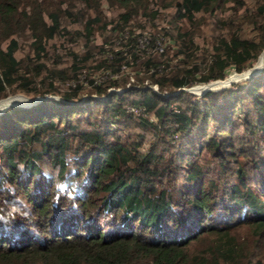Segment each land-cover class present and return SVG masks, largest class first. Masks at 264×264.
Returning a JSON list of instances; mask_svg holds the SVG:
<instances>
[{"label":"trees","instance_id":"trees-1","mask_svg":"<svg viewBox=\"0 0 264 264\" xmlns=\"http://www.w3.org/2000/svg\"><path fill=\"white\" fill-rule=\"evenodd\" d=\"M78 1L99 10L93 0ZM108 1L119 8L110 23L114 38L94 43L99 12L81 11L73 32L84 37L85 48L70 52L63 69L47 65L45 42L60 32L71 35L61 21L75 16L77 1L0 0V95L18 85L42 96L27 105L17 95L18 103L0 109V178L31 209L10 230L0 226V264H264V64L224 87L199 94L183 88L241 71L258 58L264 0L251 7L242 0H171L177 19L205 12L214 28L205 51L189 31H178L171 56L139 45L147 25L135 14L155 16L157 7L148 0ZM244 22L252 30L244 31ZM148 31L152 42L157 32L168 33ZM25 35L33 53L23 58ZM95 48L102 57H93ZM126 67L141 70L134 80L147 77L157 89L126 83L129 75L97 78ZM80 73L95 95L82 93V82L63 89L53 83ZM129 124L135 129L122 131ZM69 156L81 182L78 209L63 199L53 207L52 181L42 175L58 169L62 179ZM7 199L0 193V206ZM105 209L114 219L102 225Z\"/></svg>","mask_w":264,"mask_h":264},{"label":"rangeland","instance_id":"rangeland-1","mask_svg":"<svg viewBox=\"0 0 264 264\" xmlns=\"http://www.w3.org/2000/svg\"><path fill=\"white\" fill-rule=\"evenodd\" d=\"M76 8L75 10H78V12L75 14L74 17H67L62 19V24L65 25V27L71 32V35H67L63 32L57 33L55 34V36L53 38L48 39L45 43V51L46 54L43 56V59L46 61L48 66H53L55 65V67H61L63 69H67L70 66V62L72 60V56L70 54V52H77L79 54H81L84 51V45H83V36H78L76 35V33H74V29L80 28L81 24L78 22L77 18L80 14L81 11L85 12V15L88 13L91 14H95V12H99L98 15L99 16V20L95 23L94 27V34H93V42L94 43H101L103 41L104 36L108 39H113L114 38V33L112 32V30L110 29L111 27V22L114 20V18L116 17L117 11H118V7L115 5L116 3L110 4L108 0H93L90 2V4H94L96 5L97 9L99 10H93V8L91 7H87L85 6L83 1H78L76 0ZM244 2L245 6L251 7L253 5H255L256 1L255 0H242ZM52 2V0H51ZM149 3V7H157L158 8V13L155 14V16H146L145 18H143L142 16L139 15V13H136L135 10L134 12L136 13L135 15L138 17L137 20L144 22L147 25V29L143 30V35L140 36L138 39L142 40V42L139 41V45L140 47H144L146 50L145 51H149L150 47L156 48L154 46L155 44V40L152 42L150 40V32L148 31V28L150 27L151 31L158 29V28H165L166 31H168V35L163 33L162 31L157 32V34H155L154 36L156 38H158L157 40H159L160 42H162L163 45V49L167 50L168 53H166L167 55L171 56V54H174V51L176 50V45H178L177 39H178V31L182 32L184 30L189 31V33L196 39L199 41V43H202V47L204 48H200V49H207L210 45L208 39H209V34L213 31V26H211L212 24L210 23V17L207 15V13L205 12H201V13H196L195 16L191 19V20H187V19H177L174 15H173V7L171 5V0H148ZM230 3H234V2H230ZM45 6H47V4H45ZM138 10V9H137ZM227 11H231L232 14L234 15V12L232 11V9L229 7L227 9ZM226 11V12H227ZM236 21V20H235ZM105 22L106 25L105 26H101V24ZM234 24H238V21L233 22ZM245 24H243L242 28L244 31H250L252 30V27L250 24H247L246 22H244ZM139 30V29H138ZM155 38V39H156ZM31 37L30 36H26L23 38V58H25V53L27 51H30V53H33V49L32 46L30 45V41H31ZM105 42V41H104ZM152 42V45H151ZM119 42L117 39L114 40V46L118 45ZM204 45V46H203ZM98 48H95L93 50V57H102V53H99ZM157 49V48H156ZM158 50V49H157ZM176 53V52H175ZM16 55H21V50H18L16 52ZM260 57L263 58V60H259ZM91 59L88 60V62ZM255 60V59H254ZM252 61L251 64H249L248 66H246L244 69H246L247 67H249L250 65H252L251 67H253V65L256 63V67L257 66H261L264 63V53L260 52L258 58L255 61ZM94 60L90 61V63H92ZM161 66V65H160ZM107 71V70H106ZM237 72L235 70L229 72L226 76ZM101 73H99V75L97 76V78H100V80L102 81H107L108 78L111 77H117L121 78L125 77L126 75H129L126 81V83H129V81H133L135 75L138 76H142L144 75L142 73L141 70H138L135 67H126L125 69H121L120 71H118V73L116 74H112L109 71L102 73V75H100ZM127 77V76H126ZM233 80H236L234 82H238L241 81L243 79H239V75H235L232 77ZM239 79V80H238ZM135 81V80H134ZM76 82H82L83 83V88H82V93H89L90 95H95V90H93V87L91 85H89V83L86 81L85 78V74L84 73H80L77 77H75L74 79H68L66 81H62L61 78H56V80H54V84H56L58 86V89H63L67 84H71L74 85ZM136 83H146L149 84L152 88L157 89V85L156 83H149L147 77H144L142 81H135ZM200 84H203V82H196L191 84L195 85L192 87L193 90L195 91H191L194 93L199 94L201 91L200 88L204 87V85H202L200 88ZM188 87V86H187ZM9 88V87H8ZM107 90H112V89H119V87H115L113 85L111 86H106ZM212 89H216V88H212ZM187 90V89H186ZM190 91V90H188ZM198 91V92H196ZM48 95L51 96H57V93H47ZM23 96L25 103L29 100V98L35 97V96H41L40 94H35L33 92H25L23 90H21V88L18 85L15 86H11L7 92L3 95H0V103H6V102H14L12 99L14 96ZM105 94H103L104 96ZM10 103V104H12ZM28 105V104H27ZM138 106V105H136ZM5 107L2 106L0 107L3 108ZM133 106H131L130 104H127V108H130L134 111V109L132 108ZM135 107V106H134ZM139 107V106H138ZM134 112H140V114H144L146 116H148L151 119H155V115L151 112H144L142 110V107H139V110H135ZM130 129H135L133 127V125L129 124V125H125L122 128V131L126 132L127 130ZM69 153V152H68ZM19 197H21L23 200H25L23 198V195H18ZM245 227H241L240 231L238 232L239 235L241 236H245L246 232L244 231ZM264 249V248H262ZM264 261V258L262 259Z\"/></svg>","mask_w":264,"mask_h":264},{"label":"clouds","instance_id":"clouds-1","mask_svg":"<svg viewBox=\"0 0 264 264\" xmlns=\"http://www.w3.org/2000/svg\"><path fill=\"white\" fill-rule=\"evenodd\" d=\"M74 157H67L65 159V165L68 168V172L62 179H59V170L43 169L42 175L45 180L52 181L53 195L51 197V204L53 207H60L61 200L71 202L73 209L79 208L78 197L81 196V182L75 177L78 176V169L74 165ZM17 170L21 174L25 173L26 166L24 163H17ZM86 179L84 183H86ZM0 193H6L11 199L4 201V205L0 206V226L11 228V225L18 218L28 219L31 215V209L29 205L16 194V188L7 180L0 178ZM113 214L109 209H105L104 212L98 218V222L102 225L109 223L113 220ZM34 234L35 228L31 229Z\"/></svg>","mask_w":264,"mask_h":264},{"label":"water","instance_id":"water-1","mask_svg":"<svg viewBox=\"0 0 264 264\" xmlns=\"http://www.w3.org/2000/svg\"><path fill=\"white\" fill-rule=\"evenodd\" d=\"M260 52H263L264 53V47L262 48V50ZM259 52V53H260ZM258 56V55H257ZM264 64V63H263ZM252 65H250L249 67H247L246 69H243L241 71H237V72H234V73H240L242 74V76L239 78V79H245L247 77H249L251 74H253L254 72H256L257 70H259L261 68V66H257V67H251ZM228 76L226 77H223V78H216V79H212L210 81H207V82H203V84H200V85H204V87L200 90H204V89H207V88H219V87H224V86H227L230 82H233V81H236V80H233V79H230V80H225ZM238 79V80H239ZM225 80V81H224ZM222 81V82H221ZM214 82H220V83H216V84H213L211 85L210 83H214ZM195 86V85H192V86H186V87H183L184 89H187V90H190V91H195L192 89V87ZM198 92V91H196ZM42 96H35V97H32V98H29L28 103L26 102H19V103H22V104H30L38 99H40ZM10 103L12 102H8L6 104H4L5 106L9 105ZM13 103H18V102H13Z\"/></svg>","mask_w":264,"mask_h":264},{"label":"built area","instance_id":"built-area-1","mask_svg":"<svg viewBox=\"0 0 264 264\" xmlns=\"http://www.w3.org/2000/svg\"><path fill=\"white\" fill-rule=\"evenodd\" d=\"M158 38H156L155 39V44H154V46L158 49V50H162L163 49V45H162V42H160L159 40H157ZM140 42H142V40L140 39L139 40ZM131 106H133L132 108L134 109V111L135 110H139V107L138 106H136V105H131ZM135 106V107H134ZM128 109H130V108H128ZM130 110H132V109H130ZM133 111V110H132Z\"/></svg>","mask_w":264,"mask_h":264},{"label":"bare ground","instance_id":"bare-ground-1","mask_svg":"<svg viewBox=\"0 0 264 264\" xmlns=\"http://www.w3.org/2000/svg\"><path fill=\"white\" fill-rule=\"evenodd\" d=\"M238 74H239V78H240L242 76V74H240V73H232V74L228 75V77L225 80L227 81V80L233 79L232 77L235 76V75H238ZM216 83H220V82H214V83H210V84L213 85V84H216Z\"/></svg>","mask_w":264,"mask_h":264}]
</instances>
